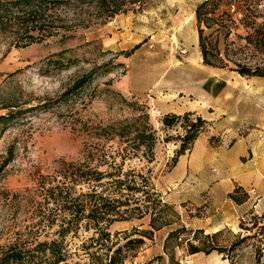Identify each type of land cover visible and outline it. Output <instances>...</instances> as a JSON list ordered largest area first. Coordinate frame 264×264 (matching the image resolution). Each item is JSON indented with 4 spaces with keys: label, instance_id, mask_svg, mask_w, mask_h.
<instances>
[{
    "label": "rangeland",
    "instance_id": "rangeland-1",
    "mask_svg": "<svg viewBox=\"0 0 264 264\" xmlns=\"http://www.w3.org/2000/svg\"><path fill=\"white\" fill-rule=\"evenodd\" d=\"M203 1L151 0L142 10L137 6L107 20L88 16L97 12L95 7L84 6V13L80 14L62 10L66 22L59 23L57 31L46 40L29 45L0 32V116L23 113L7 127L0 140V154L9 147L15 151L14 161L0 176V251L17 241L41 240L52 235L67 217V211L55 198L62 199L61 203L68 198L77 211L90 200L91 194L119 198L122 192L111 185L117 178L146 189L143 191L152 189L163 203H169L163 181L177 164L174 160L189 129L188 123L182 119L172 127L165 126L163 120L170 115L149 106L150 92L130 90L127 78L131 76L132 83L146 86L149 80L158 75L163 78L165 70L180 63L181 55L186 53L180 49V54L176 48L179 40L174 35L179 18L185 17L187 25L192 18L198 26L195 12ZM251 1L259 4L249 2L250 8L244 0L221 2L216 14L211 15L215 17L212 28L203 25L208 48H217L221 53L212 61L218 65L223 59L228 65L223 69H237L240 65L264 67V51L245 40L264 22L259 18L257 24L244 26L245 17L247 23L254 21L252 12H264V0ZM253 6L255 11L251 10ZM229 16L236 21V30L226 41L219 34L217 23ZM198 117L193 114L190 120L196 122ZM207 129L208 124L203 133ZM145 130L146 134L155 135L151 149L139 140ZM70 164L87 174L80 181L66 178V171L73 169L70 166L67 170ZM97 172L105 175L101 181H96ZM239 189L235 194L237 201L231 197L236 203L246 201L250 194L259 205L234 222L226 220L230 226L219 230L197 228L207 226L209 217L218 213V205L214 206L208 192L201 195V200L192 196L180 205L169 203L172 210L163 214L160 223L172 222L171 228L157 231L154 240L148 241L138 256L126 264H147L165 255L164 241L169 231L180 225L190 229L183 236L184 244L176 250L180 264H264V197L253 188L249 194ZM143 191H123V200L130 202L131 210L140 197L145 211L148 203ZM185 191L195 190L191 184ZM78 197V202H71ZM150 227L149 216L100 227L85 220L68 237L71 263L95 264L86 257L82 246L94 243L91 239L99 236L98 228L111 233L108 244L112 246L124 241L123 232L131 234L135 229ZM197 230H203L204 236L217 234L212 241L227 247L244 237L252 238L230 256L218 252L189 255L186 242H196Z\"/></svg>",
    "mask_w": 264,
    "mask_h": 264
},
{
    "label": "trees",
    "instance_id": "trees-1",
    "mask_svg": "<svg viewBox=\"0 0 264 264\" xmlns=\"http://www.w3.org/2000/svg\"><path fill=\"white\" fill-rule=\"evenodd\" d=\"M151 0H0V32L4 34H9L14 38L23 40L27 42V45L46 40L47 37L54 34V30L57 31L58 24L61 22H66V18H63V12L65 10H73L77 14L84 13V6L95 7L97 9L96 13L88 14L89 17L96 16L103 18V20L115 18L117 15L131 10L139 6V10H142L144 5L149 3ZM234 0H204L196 8V18L198 23V30L200 35V47L203 53L205 65L227 68L228 65L225 64L223 59H220V64L215 65L212 61L213 58H218L221 53L217 48L210 49L207 46L206 38L204 36L203 25L210 29L215 23V17L211 16L216 14V11L220 8L221 2H232ZM246 4L250 6V3H255L256 1L244 0ZM250 2V3H249ZM95 5V6H94ZM255 9V6L251 9ZM63 10V12H62ZM135 10V9H134ZM255 11V10H254ZM223 12V16L225 15ZM254 21L252 23H247L246 18L243 20L244 26L257 24V19L263 18L264 12L253 13ZM80 20V19H79ZM218 32L224 37L226 41L230 39L233 32L236 30V21L233 16H229L228 19L218 22ZM64 26V25H63ZM245 40L249 43H255L261 51H264V22L260 23L257 31L253 34H248ZM215 50V51H214ZM57 63H62V61H57ZM232 71H237L242 76H259L264 77V67L252 68L249 66H239L237 69L230 68ZM23 113L9 112L0 116V140L2 135L6 131L7 127L10 126L17 118H19ZM193 113H187L183 116H167L164 118L163 123L165 126L172 127L177 122L182 119L188 124V131L183 139V143L177 156L174 160L176 163L179 157L186 153L187 150L191 149L195 140L200 136L201 133L206 129L207 121L202 117H198L196 122H192L190 117ZM147 130L142 131L139 135L140 143L147 144L148 148L154 145L155 135L154 133L146 134ZM15 159V151L13 147H9L5 153L0 154V176L6 173L7 167ZM72 166V170L69 173L66 171V178L77 179L80 181L82 176L87 173L81 172V169L73 167L74 165H69L67 170ZM96 181H101L105 176L104 173H95ZM111 185H115L120 189V197H113L110 195L104 196L101 194H91L90 200L82 203V209L77 211L74 210L72 204L68 198L63 200L55 198L59 206L67 211L64 221L58 226V229L52 233V235L47 236L46 239H33V241H17L9 246L3 248L0 251V264H72L70 258V252L68 250V237L71 234L77 232L79 225L87 220L88 222H93L95 226L100 227L102 224H112L119 220H130L133 218H144L146 216L150 217V228L149 229H135L133 233L128 234L123 232L124 241L117 242L115 245L109 246L108 242L111 239V233L106 229L98 228L97 233L99 236L97 238L92 237L91 241H94L90 247H85L83 245V250L87 258L93 260L95 264H126L130 258H135L138 256L139 252L145 248L148 241H153L157 231H160L164 227H170L173 225L172 222H161L163 219V214L167 210H172V206L169 203H163L160 196L156 192H151V190L143 191L146 189H138L137 187L130 185L127 181H123L121 178L114 179ZM147 186V185H146ZM56 188L52 189V193L56 191ZM137 191L144 192L146 195L145 202L148 206H145V211L142 210L143 203L141 199L138 198L136 208L130 209L128 205L130 202L123 198V191ZM240 189L237 188L231 197L237 201L235 194L238 193ZM62 192V191H60ZM81 197L71 200V202H78ZM69 201V202H67ZM240 202V201H239ZM141 203V204H140ZM241 203V202H240ZM77 205V204H76ZM127 206L125 209L123 207ZM141 212L136 215L137 211ZM129 214V215H128ZM117 216V218L115 217ZM70 218V219H68ZM160 223V224H159ZM159 224V225H158ZM185 225H180L178 227L172 228L165 241H164V253L165 255H160L155 259L149 261L147 264H180L176 258V250L179 249L185 242L183 239L185 234L189 233ZM195 235V241L199 242L196 244L194 241H188L187 251L189 255H195L199 253L211 254L213 252H218L220 254H227L228 256L235 254L236 250L241 246L246 240L252 238V236H247L239 241L234 242L230 247L218 245L216 242L212 241L213 238L217 236L214 234L203 235L205 232L203 230H197ZM202 235L203 237H199Z\"/></svg>",
    "mask_w": 264,
    "mask_h": 264
},
{
    "label": "crops",
    "instance_id": "crops-1",
    "mask_svg": "<svg viewBox=\"0 0 264 264\" xmlns=\"http://www.w3.org/2000/svg\"><path fill=\"white\" fill-rule=\"evenodd\" d=\"M191 19L187 25L185 17L179 18L176 48L186 54L174 69L146 86L132 83L131 76L127 80L130 90L150 92L149 106L164 115L193 113L207 121V131L179 157L163 183L167 202L175 205L192 196L201 200L208 192L218 213L197 228L219 230L230 226L226 220L234 222L259 205L249 194L252 188L264 197V77L205 65L198 26ZM191 184L195 191L185 193ZM237 188L249 194L246 201L231 198Z\"/></svg>",
    "mask_w": 264,
    "mask_h": 264
},
{
    "label": "built area",
    "instance_id": "built-area-1",
    "mask_svg": "<svg viewBox=\"0 0 264 264\" xmlns=\"http://www.w3.org/2000/svg\"><path fill=\"white\" fill-rule=\"evenodd\" d=\"M182 53H183V54L186 53V50H182ZM155 113H156L157 115H160V114H161L160 111H156Z\"/></svg>",
    "mask_w": 264,
    "mask_h": 264
}]
</instances>
